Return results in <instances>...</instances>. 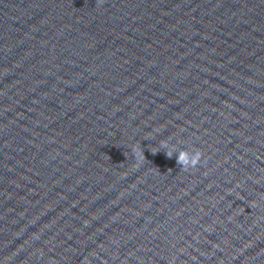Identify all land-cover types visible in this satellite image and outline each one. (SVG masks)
<instances>
[{"label": "water", "instance_id": "95a60500", "mask_svg": "<svg viewBox=\"0 0 264 264\" xmlns=\"http://www.w3.org/2000/svg\"><path fill=\"white\" fill-rule=\"evenodd\" d=\"M0 264H264V0H0Z\"/></svg>", "mask_w": 264, "mask_h": 264}, {"label": "clouds", "instance_id": "9594fccd", "mask_svg": "<svg viewBox=\"0 0 264 264\" xmlns=\"http://www.w3.org/2000/svg\"><path fill=\"white\" fill-rule=\"evenodd\" d=\"M166 154L168 157H171L172 151H169ZM201 155V152L198 150L191 153L187 150H182L177 157V163H179L184 168V170H187L189 167L194 168L200 162Z\"/></svg>", "mask_w": 264, "mask_h": 264}]
</instances>
